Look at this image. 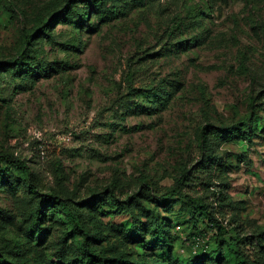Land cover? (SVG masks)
Masks as SVG:
<instances>
[{
  "label": "rangeland",
  "instance_id": "obj_1",
  "mask_svg": "<svg viewBox=\"0 0 264 264\" xmlns=\"http://www.w3.org/2000/svg\"><path fill=\"white\" fill-rule=\"evenodd\" d=\"M0 165V264H189L194 199L228 233L203 264L237 233L264 264V0H0ZM51 189L95 205L36 232Z\"/></svg>",
  "mask_w": 264,
  "mask_h": 264
},
{
  "label": "trees",
  "instance_id": "obj_2",
  "mask_svg": "<svg viewBox=\"0 0 264 264\" xmlns=\"http://www.w3.org/2000/svg\"><path fill=\"white\" fill-rule=\"evenodd\" d=\"M92 10H87L83 13L82 21L85 22L90 18ZM204 134L208 136H218L222 137L223 133L218 134V128H216L213 125H208L204 129ZM12 166H14L18 171L28 176V184L30 187V193L37 194L40 189L45 187V183L43 180V177L33 171L32 167L27 164L25 161L20 160L14 156H9L7 158ZM0 175L6 176L7 170L4 165H0ZM42 200L38 206V210L36 213V220L33 224L32 228L34 231H40V224L43 217L42 212L44 211L45 207L50 204H56L60 207H62L63 210L67 211L73 218L78 219L80 217L81 212L86 207H93L95 205L94 202H91V200L85 201L83 204H74L71 199H67L66 196L62 198V196L58 195L57 192L54 189H51V194L41 195ZM227 197V196H226ZM129 202H138L139 201V194L133 195L130 199H128ZM109 203L113 206L122 205L120 202L112 200ZM195 211L194 216L195 218L200 222L202 221L203 224L206 225V228L208 230H212L213 232H216V234H209L205 236H202V232L195 233L192 238L190 239L193 243L196 242L195 246L193 247V253L196 255L195 258H197L195 261L190 262L189 264H203L205 261V258L208 256L207 253L209 252V245L212 243L211 240H213L215 237L222 238L226 236L228 233L224 227L221 226V223L218 221V219H215L213 215L211 214L209 208L203 204L200 200H193ZM79 230L80 234L87 240L90 241L89 235L82 229ZM216 235V236H215ZM214 237V238H212ZM163 238L159 237L156 239H153L152 243H149L151 245H156L157 243H163V245L166 244L165 240ZM257 236H244L242 237L241 234L237 233L235 236L230 237L227 243L225 244L230 252H232L236 257V264H253L250 262V259L248 258L247 254V248L253 247L258 242ZM96 257V256H94ZM96 261L98 264L102 263H108L107 260H101L97 259Z\"/></svg>",
  "mask_w": 264,
  "mask_h": 264
}]
</instances>
